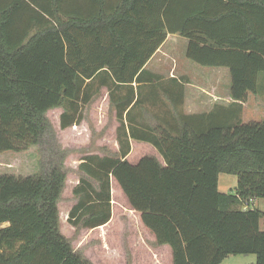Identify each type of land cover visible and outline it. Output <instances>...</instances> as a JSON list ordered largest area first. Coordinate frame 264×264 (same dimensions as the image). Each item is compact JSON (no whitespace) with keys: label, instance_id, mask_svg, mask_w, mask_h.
Instances as JSON below:
<instances>
[{"label":"trees","instance_id":"trees-1","mask_svg":"<svg viewBox=\"0 0 264 264\" xmlns=\"http://www.w3.org/2000/svg\"><path fill=\"white\" fill-rule=\"evenodd\" d=\"M167 33L188 39L189 60L228 69L230 102L184 115L176 128L133 126L142 101L132 83L145 74L158 80L144 65ZM261 71L264 0H0V154L17 157L53 134L50 109H63L62 129L79 123L106 87L119 156L83 157L68 221L106 223L112 177L156 243L170 247L172 264L239 254L264 264V210L249 205L264 198V118L242 119ZM130 137L150 142L164 163L153 154L126 160ZM61 159L33 173H0V264H93L59 228ZM220 173L236 177L233 192L219 191Z\"/></svg>","mask_w":264,"mask_h":264},{"label":"crops","instance_id":"crops-1","mask_svg":"<svg viewBox=\"0 0 264 264\" xmlns=\"http://www.w3.org/2000/svg\"><path fill=\"white\" fill-rule=\"evenodd\" d=\"M187 44V38L178 34L167 33L165 40L144 65L145 71L147 73L156 74L158 80L151 82L149 74H145L140 83H132L134 90L133 99H136V96L138 95L142 101V104L140 103L141 105L139 104L138 107L131 110L130 122L133 126L140 127L139 125L144 126L146 124L156 126L161 124L162 126L172 125L176 128L177 123L181 124L184 115L204 114L211 111L216 105H227L230 102V82L228 84L226 79L227 72L224 70L227 68L201 66L189 60L186 57ZM220 75H222V79H224L223 83L220 81ZM222 87L224 89L223 91L221 90ZM123 91L124 89L121 88L119 93ZM90 103H92V105L89 109V115H86V111L83 109V116L80 122L63 129L59 124V116L63 111L61 107L48 110L46 116L49 112L56 110L57 127L60 131H90L88 119L92 118L91 120L95 129L94 131L103 133L96 139L97 144L103 143L107 134H111L113 139L112 143H114L113 147L116 146L114 150L117 152V127L119 121L116 118V108L110 103L108 89L102 87L100 92L97 95H94L88 104L90 105ZM129 108L130 106L122 114L126 130H128V121L125 120V115ZM244 116L245 108L243 107V120L245 119ZM106 123L107 127H104ZM51 126L52 128H56L55 124ZM103 129L106 130L104 131ZM128 143L130 144L129 151L124 158L130 163H136L146 154H153L162 164L164 163L163 157L159 154L157 149L150 144V142L130 137ZM91 154L102 156L97 150L85 153L84 156ZM70 156H76V154H70ZM110 156L116 157L117 155L113 154ZM82 161L83 157L79 159V163ZM113 181L116 183L117 188L120 191L121 198H123L126 204H128L125 195L122 193L115 180L111 181V191L113 192L111 193L112 199L114 200ZM259 200H262L264 203V198L254 199L252 201L253 206L255 203L259 204ZM125 209V213L132 216V223L135 228L131 233L133 237H130L128 242L134 246L139 245V248L143 250L145 256H151L150 258H155V260L158 261L160 255H163L165 252L169 260L168 264H172L170 247L167 244L156 243L154 234L142 223L140 212L132 209L129 204ZM109 222L110 220L94 228L73 226L77 229L74 241L71 236L65 234L63 231L64 224L61 223L60 220L59 228L61 233L71 240L72 247L75 250H79L93 264H114V261L118 264L120 263V260H116L115 257L118 255L114 253L116 248L110 246L108 238L102 233L106 226H108ZM97 251L100 253L99 255H96ZM130 251V264H138V262L140 264L141 261L136 257L135 251H133L132 248Z\"/></svg>","mask_w":264,"mask_h":264},{"label":"rangeland","instance_id":"rangeland-1","mask_svg":"<svg viewBox=\"0 0 264 264\" xmlns=\"http://www.w3.org/2000/svg\"><path fill=\"white\" fill-rule=\"evenodd\" d=\"M226 74V79L229 84L230 76L227 69H224ZM222 75H220L221 83L224 82L222 79ZM224 90L223 87L221 89ZM257 95L249 94L246 102L244 103L245 108V119L244 121L249 120H261L264 118V71L259 72L257 78ZM92 103L87 106L85 105L83 109L86 111V115H89V109ZM149 105V104H148ZM82 109V110H83ZM83 113V111H82ZM85 113V112H84ZM83 115V114H82ZM47 117L51 123V125L55 124L56 128H53V134H47L41 143L36 146H32L27 149L23 154L17 155L14 157V154H10L5 152L0 154V173H16V174H28L36 172L41 169V167H47L48 163L51 159L55 161H59L61 158V162H63V169L66 172L65 184L62 190V194L60 196L58 202V210H59V220L64 224L63 231L65 234L71 236L73 241L76 238L77 229L73 227V225L68 221V213L71 207L77 202V198L72 192V188L78 183V180L81 176H84L83 172L79 170V159L81 157H85L84 154L90 151L97 150L102 156L104 155H117L119 156V144L118 151L115 152L113 147V139L111 134H107L103 143L97 144L96 139L101 136L103 133L94 131L92 118L88 119L90 131L79 130V131H60L57 127V114L56 110L49 112ZM109 123V122H108ZM104 127H107L104 125ZM104 131L106 129H103ZM62 142V143H61ZM70 154H76V156H70ZM98 155V154H97ZM100 156V155H99ZM114 180L112 177L110 178V210L111 216L109 218L110 222L108 226L102 232L110 243V246L116 248L114 253L118 256L115 257L116 260H120L118 264H130L131 262V251L136 253V257L141 261L140 264H168V257L166 253L160 255L159 261L155 260V258H150L151 256H145L143 250L139 248V245H132L128 242L130 237H133L131 233L135 229L133 226V218L129 214H126V202L121 198V194L119 189L117 188L116 183L114 184V194L112 199L111 193V181ZM92 181V180H90ZM93 182V181H92ZM236 183V177L231 174L220 173L218 175V188L221 192L231 193L234 191ZM96 188H98V184L93 182ZM253 205V204H252ZM264 203L262 200H259V204L255 203L254 206L260 210H264ZM262 228H264L261 223ZM92 239V238H91ZM114 239V240H113ZM135 248V249H134ZM162 252V253H163ZM100 253L97 251L96 255ZM100 257V256H98ZM153 257V256H152ZM94 258V257H93ZM254 255H229L225 257L220 264H253ZM114 264H117L114 261ZM139 264V262H138Z\"/></svg>","mask_w":264,"mask_h":264},{"label":"built area","instance_id":"built-area-1","mask_svg":"<svg viewBox=\"0 0 264 264\" xmlns=\"http://www.w3.org/2000/svg\"><path fill=\"white\" fill-rule=\"evenodd\" d=\"M252 201H253V200L251 199V200H250V203H249V205H251V204H252ZM246 206H248V205H246ZM246 206H245V207H246Z\"/></svg>","mask_w":264,"mask_h":264}]
</instances>
